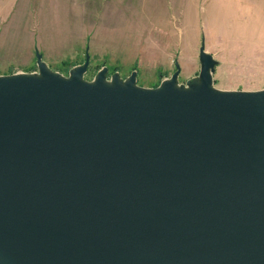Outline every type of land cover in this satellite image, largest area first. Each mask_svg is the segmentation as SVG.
I'll list each match as a JSON object with an SVG mask.
<instances>
[{
  "label": "water",
  "instance_id": "95a60500",
  "mask_svg": "<svg viewBox=\"0 0 264 264\" xmlns=\"http://www.w3.org/2000/svg\"><path fill=\"white\" fill-rule=\"evenodd\" d=\"M0 75V264H264V88L200 47L157 87L91 54Z\"/></svg>",
  "mask_w": 264,
  "mask_h": 264
},
{
  "label": "rangeland",
  "instance_id": "374dc122",
  "mask_svg": "<svg viewBox=\"0 0 264 264\" xmlns=\"http://www.w3.org/2000/svg\"><path fill=\"white\" fill-rule=\"evenodd\" d=\"M173 1L169 3L174 7L173 15L163 5L161 18L153 19L155 23L152 22L142 45L130 44L134 49H126L130 46L123 42L99 43L101 37L99 25H96L99 20L96 18L89 20V24L95 23V26L87 25L84 34L77 36L79 43H71L63 39V35L49 36L52 41L47 35L44 38L38 35L40 43L35 44L30 55L27 51L9 49L0 40V75L37 71L36 53L39 51L54 71L69 76L73 67L85 62L89 50L90 66L85 75L88 80L107 66L109 77L118 71L126 78L137 70L140 86L157 87L162 80L171 77L178 61L181 65L179 81L186 83L199 75L200 47L205 41L206 50L219 61L214 73L215 87L228 90L264 88V0ZM64 15L62 11L59 18H55L56 30L66 28L68 18ZM11 16L9 22L16 20L21 25L30 21V28L33 23L45 21L41 16L39 19ZM1 37L6 36L2 34ZM20 62L29 64L21 66Z\"/></svg>",
  "mask_w": 264,
  "mask_h": 264
},
{
  "label": "crops",
  "instance_id": "0c3cea01",
  "mask_svg": "<svg viewBox=\"0 0 264 264\" xmlns=\"http://www.w3.org/2000/svg\"><path fill=\"white\" fill-rule=\"evenodd\" d=\"M171 1L173 0H0V40H3L9 49L27 51L30 55L35 50V44L40 43L38 35H47L49 41H52L49 36L63 35V39L79 43L77 36L84 34L87 25L95 26V23L89 24V20L96 18L99 20L96 22L101 37L99 43L103 42L105 45L123 42L124 45L130 46L126 48L129 49L133 48V45H130L132 43L142 45L152 22L155 23L153 19L161 18L163 5L173 15L174 7L169 6ZM60 3L66 5H58ZM62 11L65 12V18H68V24L64 30L59 31L55 28V18H59ZM11 15L14 18L35 16L38 19L41 16L45 21H42L43 24L33 23L30 28V21L21 25V22H15L16 20L9 22ZM38 28L41 30L38 31ZM2 34L6 37H1ZM28 64L18 63L21 66Z\"/></svg>",
  "mask_w": 264,
  "mask_h": 264
}]
</instances>
